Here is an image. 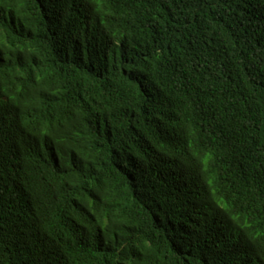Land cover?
<instances>
[{"label":"trees","instance_id":"obj_1","mask_svg":"<svg viewBox=\"0 0 264 264\" xmlns=\"http://www.w3.org/2000/svg\"><path fill=\"white\" fill-rule=\"evenodd\" d=\"M0 264H264V0H0Z\"/></svg>","mask_w":264,"mask_h":264}]
</instances>
